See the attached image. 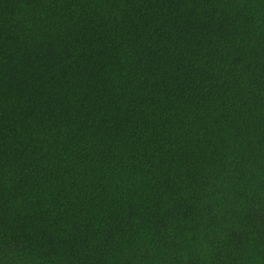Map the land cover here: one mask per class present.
I'll list each match as a JSON object with an SVG mask.
<instances>
[{
  "label": "trees",
  "instance_id": "16d2710c",
  "mask_svg": "<svg viewBox=\"0 0 264 264\" xmlns=\"http://www.w3.org/2000/svg\"><path fill=\"white\" fill-rule=\"evenodd\" d=\"M0 264H264V0H0Z\"/></svg>",
  "mask_w": 264,
  "mask_h": 264
}]
</instances>
